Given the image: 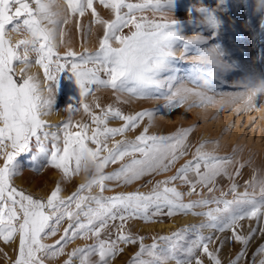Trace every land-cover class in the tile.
I'll return each mask as SVG.
<instances>
[{"label":"rangeland","instance_id":"obj_1","mask_svg":"<svg viewBox=\"0 0 264 264\" xmlns=\"http://www.w3.org/2000/svg\"><path fill=\"white\" fill-rule=\"evenodd\" d=\"M0 264H264V0H0Z\"/></svg>","mask_w":264,"mask_h":264},{"label":"bare ground","instance_id":"obj_2","mask_svg":"<svg viewBox=\"0 0 264 264\" xmlns=\"http://www.w3.org/2000/svg\"><path fill=\"white\" fill-rule=\"evenodd\" d=\"M58 5H61V4H58ZM59 7V6H58ZM62 11V10H61ZM60 12V11H59ZM56 13V12H55ZM42 15V14H41ZM66 30V29H65ZM53 31V30H52ZM54 31H56V29H54ZM53 31V32H54ZM55 33L56 32H54L53 33V35H55ZM72 33H75V32H72ZM66 34V33H65ZM66 36H67V34H66ZM65 36V37H66ZM73 36H75V35H73ZM54 37V36H53ZM55 38V37H54ZM71 38H73V37H71ZM70 38V41L72 40ZM76 38H78V36L76 37ZM75 38V39H76ZM89 38H90V36H89ZM67 40V39H66ZM73 40H74V38H73ZM77 40V42H79V40L78 39H76ZM89 40V39H88ZM73 42V41H72ZM83 42V41H82ZM76 44V45H75ZM74 44V46H73V49L75 50V49H79L80 48V45H81V43L79 44V43H75ZM79 44V45H78ZM92 44V43H91ZM67 45V44H66ZM73 45V44H72ZM71 45V46H72ZM68 49V48H67ZM102 57V56H101ZM103 58V57H102ZM103 60V59H102ZM104 62V61H103ZM105 62H107V61H105ZM104 62V63H105ZM88 64V63H87ZM105 65H106V63H105ZM88 66V65H87ZM109 68V67H108ZM85 73V72H84ZM81 74V73H80ZM87 76V75H86ZM80 77H82V76H80ZM79 79V78H78ZM98 80V79H97ZM96 80V81H97ZM34 81H36V83L37 84H40V86L37 88L38 90H37V96H38V98H41V100H42V102L44 103V104H42V106L43 107H46L47 105H52L53 103H55V102H53L52 100V102H49L48 101V98H49V96H50V93L47 91V88H46V83H47V81H48V78H47V76L41 71V70H36V72H35V75H34ZM80 81V80H79ZM75 82H77L76 80H75ZM82 82V81H81ZM79 83V82H78ZM99 83V82H98ZM80 84V83H79ZM81 85V84H80ZM89 85V84H88ZM87 86V85H86ZM81 87V86H80ZM87 87H89L90 88V86H87ZM84 88V87H83ZM80 89V88H79ZM86 89V88H85ZM88 89V88H87ZM86 89V90H87ZM83 90V89H82ZM89 90V89H88ZM103 98V97H102ZM56 104V103H55ZM59 105V104H58ZM55 105H53V107H51V113H52V117L53 118H57V114H55V112H53L54 110H55ZM44 109V108H43ZM54 127V126H53ZM52 128V127H51ZM58 161V160H57ZM57 175H53L50 179H48V182H56L57 181ZM41 194H44V192H40ZM44 195H46V193L44 194ZM159 226V225H158ZM163 226V225H162ZM165 226H168V224L166 225L165 224ZM15 243H16V241H15ZM74 261V260H73Z\"/></svg>","mask_w":264,"mask_h":264},{"label":"trees","instance_id":"obj_3","mask_svg":"<svg viewBox=\"0 0 264 264\" xmlns=\"http://www.w3.org/2000/svg\"><path fill=\"white\" fill-rule=\"evenodd\" d=\"M11 76H12L14 81H16V82L20 81V78L18 76L14 75L13 73H11Z\"/></svg>","mask_w":264,"mask_h":264},{"label":"crops","instance_id":"obj_4","mask_svg":"<svg viewBox=\"0 0 264 264\" xmlns=\"http://www.w3.org/2000/svg\"><path fill=\"white\" fill-rule=\"evenodd\" d=\"M4 90V89H3Z\"/></svg>","mask_w":264,"mask_h":264}]
</instances>
